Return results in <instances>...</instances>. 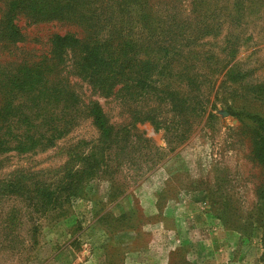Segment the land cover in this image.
<instances>
[{"label": "rangeland", "instance_id": "rangeland-1", "mask_svg": "<svg viewBox=\"0 0 264 264\" xmlns=\"http://www.w3.org/2000/svg\"><path fill=\"white\" fill-rule=\"evenodd\" d=\"M12 2L0 264H264V0H44L69 19L19 12L17 44ZM55 33L108 64L55 58Z\"/></svg>", "mask_w": 264, "mask_h": 264}, {"label": "trees", "instance_id": "trees-1", "mask_svg": "<svg viewBox=\"0 0 264 264\" xmlns=\"http://www.w3.org/2000/svg\"><path fill=\"white\" fill-rule=\"evenodd\" d=\"M47 2V1H46ZM48 3V2H47ZM25 0H13L12 3H10L11 9L13 12V16L9 19L7 27L5 31H3V36L6 40L17 44L18 42H22L24 39V35L20 29V26L14 21L16 19V15L19 14V12H25L27 13L30 18L35 22H45L53 20V18L58 17H66L69 19L66 10L62 13H59L60 7L58 8L57 5L54 3L50 6H46L47 4L44 3V0H32L29 1L27 4ZM70 5V4H69ZM2 32V31H1ZM52 52L53 55L55 54V58L58 55V52L55 50L54 47L58 48H65V47H71L73 51H77L79 54V60L88 59L89 61H93V63L99 62L102 65H107L108 62L103 59L101 55H104V51L99 49L98 47H88V43L93 42V38L89 36H85L83 38L76 37L75 34L72 33H66V34H60L55 33L52 37ZM53 57L48 56V60H51ZM44 61H38L35 63L36 68H32L31 71L29 69V76L31 78H41L40 75L36 74V72L42 71V67L44 66ZM54 65V64H53ZM40 70H39V69ZM7 103V102H6ZM4 109L0 112V120L5 119L7 117L6 114V105L3 106ZM97 120L99 121L102 118V115L100 113H97ZM264 124V121H263ZM263 127V126H262ZM264 129V127H263ZM32 133H23V138H18V145L17 149L19 150H25L28 146V140ZM10 136H14L13 133L10 131H2L0 130V151H6L5 146L8 143ZM259 152H262V155L264 157V142L260 144V148L257 147ZM95 154H97L95 152ZM261 154V153H260ZM94 155V154H93ZM261 155V156H262ZM264 160V158H263ZM88 176H94L99 171V163L97 162H89L86 164ZM85 179V176L83 174L80 175V180H76L77 182L70 184L68 187V190L72 192L73 195H77L81 189V185L83 183V180ZM82 182V183H81Z\"/></svg>", "mask_w": 264, "mask_h": 264}]
</instances>
